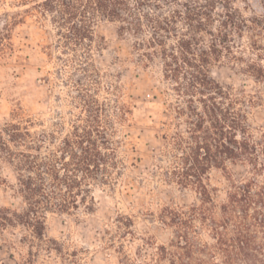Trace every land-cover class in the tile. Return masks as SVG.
<instances>
[{
	"label": "rangeland",
	"instance_id": "obj_1",
	"mask_svg": "<svg viewBox=\"0 0 264 264\" xmlns=\"http://www.w3.org/2000/svg\"><path fill=\"white\" fill-rule=\"evenodd\" d=\"M187 1L191 0L133 3L132 13L142 19L136 32H123L122 23L97 17L93 40L76 46L67 45L61 26L42 7L43 0H0V207L17 212L26 207L16 166L1 152V137L8 139L3 130L16 121L29 125L36 135L53 134L59 142L83 116L86 101L100 105L118 160L111 184L94 189L95 212L47 214V239L57 241V251H47L45 245L32 250L26 241L29 232L21 226L0 229V264H120L126 256L134 264H171L155 255L158 247L173 250L174 229L162 222L167 209L187 210L194 217L193 264H264V217L243 221L251 249L231 263L216 250L209 221L222 220L231 184L251 176L248 167L228 164L224 170L211 169L204 177L212 194L208 203L196 189L183 188L171 178L180 155L173 138L185 127L176 118L178 96L164 77L160 47L148 46L155 35L147 18L168 17ZM231 6L250 18L261 15L264 1L233 0ZM186 31L179 20L176 32L165 36L166 47ZM250 37L248 32L233 37L228 56L213 62L210 75L253 98L252 132L264 139V82L244 71L251 62L264 67V33L257 38L259 49L251 46ZM211 41V36H204L200 48ZM234 57L239 59L236 64ZM260 162L264 163L261 153ZM256 178L264 185V171ZM238 221L230 223L231 235Z\"/></svg>",
	"mask_w": 264,
	"mask_h": 264
},
{
	"label": "trees",
	"instance_id": "obj_2",
	"mask_svg": "<svg viewBox=\"0 0 264 264\" xmlns=\"http://www.w3.org/2000/svg\"><path fill=\"white\" fill-rule=\"evenodd\" d=\"M232 1L191 0L179 4L180 8L168 17L147 18L155 35L148 46L160 47L164 77L174 84L178 96L176 118L185 127L173 138L174 149L180 155L171 178L183 188L196 189L200 199L208 203L212 201V194L204 177L211 169L224 170L228 164H242L251 174L231 184L227 202L222 207V220L209 219L216 250L225 257L226 263L251 249L252 240L243 221L264 217V185L256 178L264 171V163L260 162V153L264 156V139H256L252 132L249 115L254 100L218 83L210 75L213 62L228 56L233 37L248 32L251 46L260 48L257 38L264 33V9L260 16L246 18L231 6ZM148 2L150 0H43L41 5L61 26L67 45L80 46L93 40L92 25L97 17L122 23L123 32L138 31L142 19L132 13V5L144 6ZM179 20L186 26L187 33L176 34V43L166 47L165 36L176 32ZM204 36H211L212 41L201 49L199 45ZM235 58L236 64L239 59ZM244 71L264 82V67L260 63H248ZM86 102L79 122L59 142L53 134L36 135L21 121L3 130L8 139L4 142L1 137V152L16 166L18 191L26 207L22 212L0 207V229L25 228L29 232L26 241L32 250L45 245L47 251H57L54 247L57 241L47 239V214H71L82 209L95 212L94 189L110 185L112 172L118 166L112 131L102 120L103 109ZM236 219L240 221L235 235H231L229 225ZM162 222L174 229L175 241L171 242L173 250L158 247L156 260L193 264L196 247L191 237L192 214L187 210L167 209ZM132 224L129 220L127 226ZM201 250V253L207 252ZM33 257L31 253L30 262L34 261ZM119 262L134 264L127 256Z\"/></svg>",
	"mask_w": 264,
	"mask_h": 264
}]
</instances>
